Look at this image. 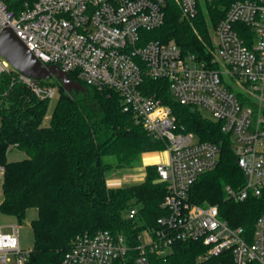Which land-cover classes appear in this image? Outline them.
Returning <instances> with one entry per match:
<instances>
[{"label":"built area","instance_id":"built-area-1","mask_svg":"<svg viewBox=\"0 0 264 264\" xmlns=\"http://www.w3.org/2000/svg\"><path fill=\"white\" fill-rule=\"evenodd\" d=\"M0 0V34L10 28L44 64L57 65L78 82L99 91L118 93L125 112L132 113L153 141L166 145L165 161L157 163L158 182L167 187L165 214L150 231L151 242L131 247L123 235L99 231L72 241L61 264H114L136 252L133 264H168L179 242L207 248L198 264H264V213L254 225L252 241L243 228L220 218L218 206L190 201L201 175L215 170L221 158L217 144L202 142L180 128L170 106L149 95L146 82L166 81L172 97L183 106L208 113L231 135L237 163L246 183L226 187L229 200L244 202L264 191V113L244 105L227 87L222 72L175 43L149 40L161 28L169 3L182 19L192 21L216 0H36L19 14ZM239 26L252 30V47ZM216 62L243 88L246 96L264 102V0H235L214 27ZM10 85L22 83L40 100L56 97L58 87L26 77L0 56V76ZM8 92L1 95H7ZM0 97V105H1ZM0 176L2 168H0ZM137 209L128 215L134 219ZM11 232L0 226V264H26L31 251L20 246V225Z\"/></svg>","mask_w":264,"mask_h":264},{"label":"trees","instance_id":"trees-1","mask_svg":"<svg viewBox=\"0 0 264 264\" xmlns=\"http://www.w3.org/2000/svg\"><path fill=\"white\" fill-rule=\"evenodd\" d=\"M36 0H7L9 10L19 14ZM235 0H216L208 5L212 25L224 17ZM252 47V30L238 27ZM149 40L174 41L184 53L195 55L213 67L217 62L204 14L188 21L180 9L169 3L164 25L146 33ZM214 68V67H213ZM73 81L78 79L69 73ZM58 87L59 98L48 126L44 120L50 101L38 99L22 83L10 85L9 77L0 76V167L2 195L0 211L20 223L26 212L35 208L38 217L32 222L34 247L26 264H61L72 241L79 235L108 231L123 235L131 247L139 245V230L158 228V219L167 194L164 183L158 182L155 165L146 167L145 180L136 185L109 187L106 174L110 170L133 168L145 154L159 153L166 145L153 141L137 124L132 113L125 112L121 96L111 90L90 87L88 94L68 95L55 80L42 81ZM149 95L171 107L180 128L195 134L202 142L217 144L221 149L218 167L201 175L192 187L190 201L200 206H218L220 218L232 228H243L252 241L254 225L264 213V191L251 195L244 202L229 200L226 187L239 190L246 183L237 163L231 135L222 124L205 117L197 109L177 102L166 81H147ZM244 104L258 109L247 96ZM23 152L26 158L10 161V153ZM137 209L134 219L128 217ZM128 213V215L126 214ZM138 221L143 226L139 227ZM207 248L199 242H179L168 264H198ZM136 252L114 264H133Z\"/></svg>","mask_w":264,"mask_h":264},{"label":"rangeland","instance_id":"rangeland-1","mask_svg":"<svg viewBox=\"0 0 264 264\" xmlns=\"http://www.w3.org/2000/svg\"><path fill=\"white\" fill-rule=\"evenodd\" d=\"M205 8H207V7H204V9ZM203 14H204L206 21L208 23V32L210 34L211 42H212L213 46L215 47L214 25H212V23L210 21L208 8L204 10ZM171 42H174V41H171ZM214 55H215V59H216V50L214 52ZM213 67L222 72L224 82L227 85H229L235 93L241 94V95H239L240 99L246 101L245 91L228 74L227 70L222 65H220L219 63H217L216 65H213ZM58 98H59V90L57 91V94H56V97L54 98V100L50 103V107H49V110L47 113V117L43 123L44 126L49 125L50 118H51L53 110L57 104ZM204 115H205V117L210 118V115L208 113H205ZM24 158H26V155L20 151L13 150L9 155L10 161L22 160ZM164 161H165V155L161 152L145 154V155L141 156L138 161H136L133 168H135V167L145 168L148 165H152L154 163L157 164V163H161ZM133 168H125V169L108 171L106 174L107 183L111 184V182H116V184H120L122 187L133 185L135 182H138V181H135L133 179L135 177V174L133 173L134 170L132 171ZM2 199H3L2 178L0 176V202L2 201ZM126 214L128 215V213H126ZM37 217H38L37 210L35 208L29 209L26 212L24 220L20 223L16 218H14L12 216L5 215L0 211V226H2L4 228L5 232H11L10 225H14V224L20 225V230H19L20 246L25 251H32L33 247H34V236H33V230H32V222L34 220H36ZM137 223H138L139 227L142 228V226H143L142 222L138 221ZM139 235L142 236V240H143L145 245L149 244L151 242L150 231L147 229V227L143 226V228L139 230Z\"/></svg>","mask_w":264,"mask_h":264},{"label":"water","instance_id":"water-1","mask_svg":"<svg viewBox=\"0 0 264 264\" xmlns=\"http://www.w3.org/2000/svg\"><path fill=\"white\" fill-rule=\"evenodd\" d=\"M0 56L18 72L38 81L55 80L64 91L73 97L88 94L89 89L73 81L68 73L57 65H46L31 52L10 28H5L0 34Z\"/></svg>","mask_w":264,"mask_h":264},{"label":"crops","instance_id":"crops-1","mask_svg":"<svg viewBox=\"0 0 264 264\" xmlns=\"http://www.w3.org/2000/svg\"><path fill=\"white\" fill-rule=\"evenodd\" d=\"M258 107L262 110V112L264 113V102L260 105H258ZM158 153V152H157ZM152 165H156L155 163L152 164ZM149 166V165H148ZM147 167V166H146ZM146 167L145 168H133L132 171L133 173L135 174V177L133 178L135 181H138V182H135L133 185H136V184H140L142 183L144 180H145V177H146ZM141 176V177H140ZM140 178V179H139ZM108 184V183H107ZM109 187H113V188H119V187H122L120 184H116V182H111V184H108ZM1 203V202H0Z\"/></svg>","mask_w":264,"mask_h":264}]
</instances>
